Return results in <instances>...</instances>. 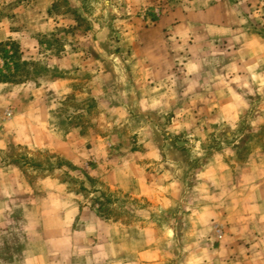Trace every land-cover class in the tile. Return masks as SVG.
<instances>
[{"label": "rangeland", "instance_id": "obj_1", "mask_svg": "<svg viewBox=\"0 0 264 264\" xmlns=\"http://www.w3.org/2000/svg\"><path fill=\"white\" fill-rule=\"evenodd\" d=\"M3 43L29 74L0 83V264H264V0H0ZM228 56L259 62L235 112L161 108L182 59L230 74Z\"/></svg>", "mask_w": 264, "mask_h": 264}, {"label": "crops", "instance_id": "obj_2", "mask_svg": "<svg viewBox=\"0 0 264 264\" xmlns=\"http://www.w3.org/2000/svg\"><path fill=\"white\" fill-rule=\"evenodd\" d=\"M209 11L214 12L213 9L205 10L204 12H200L201 16L209 13ZM181 27H177L175 31L177 33ZM250 49V46L247 47ZM256 49H259V46H256ZM229 58L224 59L222 63L224 65L225 71L230 68L232 71L229 73L222 74L221 72L211 73L206 72L207 70L203 69L201 66V62H198L193 57H188L182 59L181 65L183 68H180L178 72L174 76L163 77L159 81L158 85L161 89H167L166 93L170 92L171 94L168 95L170 98L175 96L172 90L174 87V92L176 90L177 100L175 103L165 101L164 106L161 108H212V111L218 109V111H223L227 113L235 112L236 105L232 99V95L234 94L232 91L235 90L236 87L245 85L248 79V72H244V66L246 65L247 71L248 66L252 65L249 60L245 61L244 59H240L239 57L228 56ZM204 63V62H203ZM215 63V62H213ZM259 62L257 61L252 67L258 66ZM233 70L237 72L233 73ZM214 71V70H212ZM239 72H241L239 74ZM244 72V73H243ZM162 80V81H161ZM158 82V80L156 81ZM240 83V85H237ZM157 84V83H156ZM237 89V88H236ZM165 91L161 92V97L166 95ZM217 111V110H216ZM215 113V112H214ZM142 178V179H141ZM144 176L135 177V176H127L125 178V182L122 185H119V188L122 189L125 193H129L136 197L147 196L149 193L152 195V192L146 191L148 187H145L143 184L139 185L138 187L135 186V183L139 181H145ZM146 188V189H145ZM215 186L209 184H202L198 186L199 192L201 195L204 194L203 197H200L201 201L197 204L196 208H200L201 210L204 209H211L214 206V200L216 201L215 197ZM227 189V193L232 190L229 188ZM217 192V191H216ZM233 193V192H232ZM229 195V198L232 199L233 194ZM227 196V195H226ZM236 196V202H239L241 206H243V193H240ZM232 205L228 206V202L224 205L225 208L231 207ZM200 214V213H199ZM198 214V215H199ZM202 214V213H201ZM195 216L194 218H190L192 222V227L196 226L200 228L201 226H207L206 220L208 217L203 216ZM202 223V224H201ZM195 229V228H194ZM201 233H205L206 230L199 229ZM257 235L264 236L263 232L256 231ZM264 239V238H263ZM98 253V252H97ZM93 257V254L92 256ZM167 260L162 259V255L160 251H157L153 248H148L144 250L142 253H138L137 250L129 249L126 252H121L118 248L111 251L110 258L103 259L102 261L96 264H166Z\"/></svg>", "mask_w": 264, "mask_h": 264}, {"label": "trees", "instance_id": "obj_3", "mask_svg": "<svg viewBox=\"0 0 264 264\" xmlns=\"http://www.w3.org/2000/svg\"><path fill=\"white\" fill-rule=\"evenodd\" d=\"M0 61V83H18L21 82L18 78L21 74H29L25 72L28 63L20 62L18 49L14 44H0Z\"/></svg>", "mask_w": 264, "mask_h": 264}, {"label": "built area", "instance_id": "obj_4", "mask_svg": "<svg viewBox=\"0 0 264 264\" xmlns=\"http://www.w3.org/2000/svg\"><path fill=\"white\" fill-rule=\"evenodd\" d=\"M216 233L218 234V236H221V232L218 230L216 231ZM220 238V237H219Z\"/></svg>", "mask_w": 264, "mask_h": 264}]
</instances>
